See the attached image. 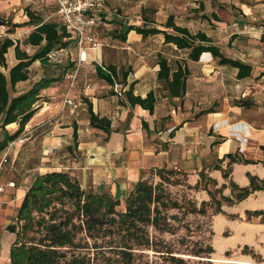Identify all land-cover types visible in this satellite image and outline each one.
I'll list each match as a JSON object with an SVG mask.
<instances>
[{
    "label": "crops",
    "instance_id": "1",
    "mask_svg": "<svg viewBox=\"0 0 264 264\" xmlns=\"http://www.w3.org/2000/svg\"><path fill=\"white\" fill-rule=\"evenodd\" d=\"M124 1H106L101 12L108 21H123L117 6ZM234 4L239 7L236 15L228 8L225 10L232 14L230 21H225L218 10L200 12L191 21L208 23L211 27L196 32L206 33L227 57L252 66L251 77L239 80L237 69L219 65L211 53H204L198 61H191L188 57L177 59L187 63L191 74L185 97L171 98L158 80L159 55L167 57V49L175 54L182 50L173 44H165L163 35L143 39L132 31L126 41L97 40L98 47H88L83 53L74 48L54 54L70 70L60 82L42 91L38 112L18 138L27 135L31 143L38 141L42 162L60 158L68 164L48 171L70 172L82 185L89 183L96 190H105L114 196L119 194L123 204L125 195L134 184L142 178L148 179L152 170L158 168L185 173L191 186L199 183L200 173L205 171L217 182L212 190L225 186L223 195L226 197L233 196L231 183L247 188L250 175L264 180V0H240ZM37 10L43 11L42 8ZM143 10L148 9L144 6ZM212 13H216L220 21L214 20ZM155 14L159 16V10ZM203 14H207L211 22L201 20ZM23 21H28L26 15ZM176 23L196 33L188 23ZM100 25L103 24L95 26L92 32L97 34ZM111 25L115 28L111 30L121 29L117 23ZM33 30L34 27H28L26 37ZM153 38H159L160 45H153ZM30 50L33 49L29 47ZM7 59L10 65L15 63L13 49ZM39 66V62L33 65L30 80L19 83V90L29 89L39 78L40 71L36 76ZM109 66L116 68L119 79L128 71L126 87L129 89L133 84L135 96L146 98L154 92L156 107L153 114L139 105L131 106L126 99L115 94L112 85L99 77L98 68L106 71ZM89 103L95 114L111 120L113 131L110 135L91 128ZM244 103L249 106H243ZM209 109L214 112L200 114ZM144 125L148 126V131ZM75 128L78 129L77 146ZM6 130L13 134L18 125L10 124ZM2 139L3 129L0 128ZM6 150L0 152V159ZM230 154L240 162L230 166L226 158ZM22 155V145L19 144L10 151L9 161L13 158V165L17 160L20 164ZM216 166L228 171V178H224L222 170ZM37 170L40 168L36 164L29 171L35 173ZM1 181L0 176V184L8 193L3 196L4 192L0 199V205L2 199L6 203L5 208H0V264H10V249L16 236L7 230L10 221L4 216L20 207L29 185L17 188L14 181ZM10 183L15 185L9 186ZM186 192L199 204L210 201L206 191ZM223 210L225 214L205 217L210 220L214 233L209 243L215 251L238 249L242 252L247 247L262 257L264 263V224L259 219L247 220V212L264 211V191H256L238 204H225ZM226 232L229 233L227 236Z\"/></svg>",
    "mask_w": 264,
    "mask_h": 264
},
{
    "label": "trees",
    "instance_id": "2",
    "mask_svg": "<svg viewBox=\"0 0 264 264\" xmlns=\"http://www.w3.org/2000/svg\"><path fill=\"white\" fill-rule=\"evenodd\" d=\"M49 4L53 9L49 16L43 9L45 2L39 7L43 9L42 12L26 7L24 11L28 21L24 23H15L13 18L5 17L0 10V27L7 28V36L0 38V128L3 129L0 152L23 134L39 110L42 91L60 82L70 70L54 54L77 48V41L62 25L56 14V5ZM146 12L143 10L141 26L111 21L121 26L120 30L116 29L110 34L111 37L126 41L132 31L143 39L163 35L165 44H173L178 50L186 51L191 61H198L204 53H211L219 65L237 69L239 80L251 77L252 66L227 57L206 33H193L187 27L177 25L173 15L167 18L161 29ZM97 16L100 23L108 22L104 13L99 12ZM211 16L220 21L216 13ZM200 18L211 22L207 14ZM22 27H34V30L23 42L15 41L10 35ZM23 46L31 47L34 51L30 53ZM11 49L15 57L13 65L7 59ZM37 62L40 63L36 71V76L41 72L39 78L31 83L29 89L19 90L17 85L30 80L33 65ZM175 63L176 66H172L168 58L160 54L158 80L171 98H183L191 73L186 62ZM106 71L100 67L97 73L112 86L115 83L122 84L125 89L123 99L133 107L139 105L154 113L156 97L153 91L146 98L135 96L133 84L129 89L126 87L128 71L122 79L118 78L115 67L109 66ZM243 106L249 104L244 103ZM88 107L91 128L110 135L113 131L111 120L95 114L92 104L89 103ZM212 112L213 109H209L200 114ZM13 123L18 125V130L10 134L6 127ZM144 126L148 131V126ZM74 140L77 146V128ZM69 150L72 152L71 147ZM226 158L230 166L240 162L231 154ZM216 169L222 170L224 178H228V171L219 166ZM152 176V179L142 178L134 184L125 195L124 210L120 211L122 202L119 194L114 196L105 190H95L89 183L83 187L81 181L67 171L37 173L7 228L16 236L10 249V264H215L211 256L216 251L210 243L189 240L193 230L186 222L187 217L205 218L225 214V204L232 206L256 191H264V180L252 175L249 176L250 186L247 188L231 183L232 197L223 195L225 186L212 190L211 187L217 186V182L205 171L200 173L201 180L195 186L188 184L185 173L174 169L158 168L152 170ZM155 178L159 181L156 182ZM172 188L206 191L210 201L199 204L187 194L178 197ZM254 219L264 224V211L247 212V220ZM199 227L196 229L199 230ZM181 230L186 231V236L177 242L166 238V235L173 236ZM242 254L250 255L257 263H263L262 257L254 250L246 247Z\"/></svg>",
    "mask_w": 264,
    "mask_h": 264
},
{
    "label": "rangeland",
    "instance_id": "3",
    "mask_svg": "<svg viewBox=\"0 0 264 264\" xmlns=\"http://www.w3.org/2000/svg\"><path fill=\"white\" fill-rule=\"evenodd\" d=\"M41 0H0V10L5 17L13 18L15 23H24L23 17L25 16V8L31 7L32 9L36 10L37 8L40 9V5H43ZM240 0H125L121 6H117L119 13H122V17L124 18L123 21L136 26H141L143 24L142 16L143 11L142 8L144 6L147 7L146 15L152 19H157V25L159 28H162V24L166 21L167 17L173 15L175 20L178 24L188 23L190 29L194 32L202 29H208L211 27L208 23L203 21H191L193 17L198 16L200 12H208L210 13L212 10H218L221 17L225 21L232 20L230 16L229 10L233 11V15H236V11L239 10L238 6L234 3H239ZM51 2L45 0L44 8L47 12H53L51 8ZM203 4V8L201 7ZM228 8V11H225ZM159 10V16L155 14L156 11ZM111 19V18H110ZM111 21L109 20L107 24L100 25L97 29V39L102 42L104 39L108 40H115L111 37V33H113L115 29L114 26L111 25ZM228 26V25H227ZM28 31V27L18 28L15 34L10 35L15 39L16 37L19 38V41L23 42L26 38V32ZM7 28L0 27V38L7 36ZM107 33H110L109 36ZM111 37V38H109ZM153 45H160L159 38H153L151 41ZM24 49L29 51V47L23 46ZM30 53L33 50L29 51ZM166 56L170 59L172 66H175V61L177 59H183L187 57L186 51H181L175 54L171 51V49H167ZM218 90V86H215ZM22 152L23 155L19 159L22 158V162L17 164L18 160L14 165L11 161H8L2 175V183H7L8 181H14L16 183V187H26L28 186L34 175L38 172L44 173L49 170V168H59L62 165H68L67 163L63 162L62 159L56 158L53 162H42V149L38 141L34 143L30 142L29 137L28 140L22 145ZM10 158V156H9ZM11 164L13 167H11ZM38 165L40 170L34 172L29 171L32 165ZM150 179L153 178L151 175ZM155 181L158 182L159 180L155 178ZM87 185H83L86 187ZM96 190V189H95ZM172 191L180 197L182 194H187L186 190H182L180 188H172ZM8 192H5L7 195ZM6 203L4 204V200H1L0 208H5ZM119 210H124V204L121 203L119 206ZM17 209L11 211L8 215L4 217L7 218L10 223L12 222ZM186 222L190 224L193 230V234L189 238L192 242H206L209 244L210 239H212V230L210 228V220L204 217H195L189 216L186 219ZM200 225L199 230L196 228ZM229 233L226 232V236ZM186 236V231L181 230L176 235H166V238L169 241L177 242L182 237ZM226 253H229L226 254ZM211 258L214 260L215 264H264V263H257L255 259L250 257L249 255L245 256L242 254L241 251L238 249L230 250V251H218L214 253Z\"/></svg>",
    "mask_w": 264,
    "mask_h": 264
},
{
    "label": "built area",
    "instance_id": "4",
    "mask_svg": "<svg viewBox=\"0 0 264 264\" xmlns=\"http://www.w3.org/2000/svg\"><path fill=\"white\" fill-rule=\"evenodd\" d=\"M56 5V14L60 17L62 25L72 33L73 38L77 41V48L80 53H83L88 47L95 49L99 46L97 37L92 29L97 26L99 22L98 13L104 9L107 0H46ZM42 3L45 0H41ZM64 52V50H61ZM115 94L122 98L125 89L122 84L115 83L113 86ZM28 140L25 135L11 142L5 151L3 157L0 159V176L2 175L6 165L9 161L10 151L17 145H23ZM10 183L9 186H14ZM5 192V187L0 184V199Z\"/></svg>",
    "mask_w": 264,
    "mask_h": 264
},
{
    "label": "water",
    "instance_id": "5",
    "mask_svg": "<svg viewBox=\"0 0 264 264\" xmlns=\"http://www.w3.org/2000/svg\"><path fill=\"white\" fill-rule=\"evenodd\" d=\"M212 261L214 262V260L212 259Z\"/></svg>",
    "mask_w": 264,
    "mask_h": 264
}]
</instances>
